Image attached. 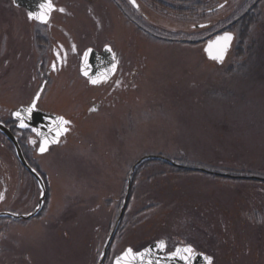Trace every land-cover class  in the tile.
<instances>
[{"label":"rangeland","instance_id":"rangeland-1","mask_svg":"<svg viewBox=\"0 0 264 264\" xmlns=\"http://www.w3.org/2000/svg\"><path fill=\"white\" fill-rule=\"evenodd\" d=\"M67 1L76 5L72 28L87 44L110 40L130 67L141 65L140 86L130 105L95 116L64 147L38 158L48 183L44 209L26 222L0 219V264H98L131 167L147 155L264 177V2L247 41L239 45L232 31V49L218 64L191 34L176 42L154 39L125 26L106 1L89 7L93 21L84 0ZM27 23L12 0H0V105L9 109L31 96L37 58L26 46ZM134 176L105 264L128 248L137 252L161 240L171 251L192 246L214 264H264V182L179 171L154 160ZM3 193L0 210L20 214L30 213L40 196L36 181L0 142Z\"/></svg>","mask_w":264,"mask_h":264},{"label":"flooded vegetation","instance_id":"flooded-vegetation-1","mask_svg":"<svg viewBox=\"0 0 264 264\" xmlns=\"http://www.w3.org/2000/svg\"><path fill=\"white\" fill-rule=\"evenodd\" d=\"M84 1L83 4L88 9L87 15L92 21L95 17L90 8L97 5L98 1L99 3L106 1L114 6L113 11H117L125 26L130 27L132 25L141 31L136 20L131 19V11L137 13L140 17L139 19H146L140 0H135L137 7L130 0ZM49 2L52 3L53 10L47 23L29 20L27 12L18 8V10L24 12L30 29L28 34L27 31L24 32V35H27L30 40L29 44L27 43L28 45H26L30 51L29 55L31 57L34 55L37 58L36 67L33 68L32 75H30V85L28 84V92L31 93V96L27 103H21L16 107H10V109L0 105V122L16 137L25 160L44 177V180L47 178L38 170L39 166L36 162L38 158L49 154L55 147H64L69 140L76 136V129L84 125V123L90 122V119L95 116L104 114L105 111L108 112L118 106L125 107L130 105L131 96L136 94L139 89V79L142 74L140 71L142 70L141 65L139 67L137 65L131 66V68L130 63L124 61L126 58L119 55L110 40L101 43V45L87 44V36L84 34L80 36L79 32L72 28L76 15L71 12V8L76 6L75 4L67 0H49ZM262 2L263 0H254L252 3L253 5L256 3V6H258ZM227 28V25L206 27L203 30L209 31L204 32L205 36H203L201 41L207 44L216 35L227 33ZM187 30L189 31L190 29ZM83 41H86V43ZM106 46H110L112 49V52L109 53L110 56L105 55V57L93 58L95 60L89 66L90 71L86 66L88 76H85L83 74L84 53L88 50H95L99 54H104ZM57 54H59V58ZM53 65H55V70H53ZM102 74H107L106 79ZM97 77H100L102 82L93 85L90 80ZM72 91L76 94L70 98ZM36 96H39V100L36 102L37 110L51 114V116H63V118L71 122L68 125V132L63 136L60 143L52 146L44 154L39 152L40 139L31 129H21L19 121L14 116V113L19 111L21 107H30ZM58 107L62 109L58 110ZM8 139L0 130L1 144L6 146L12 159H15L18 165L27 173L28 171L25 170L18 159L14 144ZM32 141H35V143H32ZM46 186L48 189L47 180ZM5 189L7 190L8 187H5ZM4 199L3 193L0 195V207ZM167 246L166 243V253H170L177 248L176 246L171 251Z\"/></svg>","mask_w":264,"mask_h":264},{"label":"water","instance_id":"water-1","mask_svg":"<svg viewBox=\"0 0 264 264\" xmlns=\"http://www.w3.org/2000/svg\"><path fill=\"white\" fill-rule=\"evenodd\" d=\"M12 2H13V0H12ZM48 2H49V0H15V3L13 2L12 4L15 7L24 9L25 12H27L26 14L29 16V13H33V14L40 13L41 12V7L40 6L42 4H46ZM132 4L137 7L136 1L134 3H132ZM224 6H225V3L221 4L220 6L216 7L215 9L211 10V12H215L217 10H220ZM52 10H53V8H52ZM249 10H251V9H249ZM51 11L49 12V15H50ZM49 15H48V18H49ZM208 25L209 24L198 25L197 28L207 27ZM226 34H230L232 36V41L230 42V45H229V47H228V49H227V51H226V53L224 55V58H223L222 62H224L226 60L227 55H228L230 49L232 48V44H233L234 39H235V35L233 33H226ZM223 35H225V34H223ZM219 36H222V35H219ZM219 36H217V37H219ZM217 37H215L214 39L208 41L207 45L204 48V52L206 54V57L208 59L212 60V61H216V60H213L210 57L207 49H208V45L210 43H212L214 40H216ZM105 55L110 56L108 51H104V54H99L98 52H95V50H91V52L89 54L87 65H85V63L83 62L84 63V72L86 71V66L89 69V66H90L91 62L93 60H95L93 58L105 57ZM216 62L219 63V64H222V62H218V61H216ZM89 71H90V69H89ZM36 102H37V100H36ZM24 109H26V107H21V109L19 111L23 112ZM58 117H60V116H57V115H52L51 116V114H46V113H43V112H41V111L36 109V111L32 114L31 119L26 120V123L28 124V128L29 129L32 130L34 128H39V129H41L44 132L45 135L49 136V139H51V136L48 133V127L50 125V121L51 120H55ZM0 130H1V132L3 134H5L9 138L8 140L12 141V143L15 146V150L17 152V156H18V159H19L20 163L24 166L25 170H27L33 176V179L36 180V182L38 183V186L40 188V190H39L40 191V198L38 200L39 202H38V205H37V207L35 208L34 211H32L29 214H18V213H13V212H9V211H3V212H0V219H2V218H10V219L16 220V221L31 220V219L37 217L38 215H40V213L42 212V210L44 208L45 200L47 198L46 182H45L44 178L42 177V175L37 170H35L32 166H30L28 164V162L25 160V157H24V155L22 153V150H20L21 147H20L16 137H14L10 133V131L5 127V125L3 123H1V122H0ZM65 135H63V136H65ZM63 136L60 137L59 143H60L61 139L63 138ZM38 138L40 139V137H38ZM59 143L50 144L48 149H47V151L44 152V153H47L52 146L58 145ZM152 160L168 164L170 166L178 168L179 170L182 169V170H186V171H196V172H201V173H205V174L212 175V176H219L221 178H230V179H234V180H242V181L243 180H254V181L264 182V177L258 176V175H248V174H245V175H232V174L227 173V172H217V171L210 170V169H207V168L201 167V166L185 165V164L176 162L173 159H170V158H167V157H163V156H158V155H147L145 157H142L141 159L138 160V162L133 164V166L131 167V170H130L129 175L127 177V184H126L125 194L123 196L124 197L123 205H122L121 211L119 213V216H118V218H117V220L115 222V225L112 228V231H111L109 239H108V241L106 243V246L103 249L104 251H103L102 259H101L99 264H104V262H105L104 260L106 259L107 255H108V251H109V249H110V247L112 245V242L114 240L113 238L115 237V235H116V233L118 231L117 228L120 227V224H121L122 219H123L122 217H124V214L126 212V208L128 206V203H129V199H130L129 196H131L134 175L136 174L137 169L140 166H142V164H145V163H147L149 161H152ZM163 242L165 243V241H163ZM158 243L159 242L153 243V244L149 245L148 247H146L145 249H143V250H141L139 252H142V251H144L146 249H152L153 250V255H152L151 258H152L153 261L160 260V264H182V262L179 261V260L169 261L167 259H164L165 257L168 256V254H166V250L164 252H159L157 250L156 246H157ZM178 247H185V246H178ZM204 257H208V256H205L202 253H197V258L194 260L193 264H207V262L205 261ZM208 258L211 259L212 264H213V258H211V257H208ZM116 259H114V260L116 261ZM115 261H114V264H115Z\"/></svg>","mask_w":264,"mask_h":264},{"label":"trees","instance_id":"trees-1","mask_svg":"<svg viewBox=\"0 0 264 264\" xmlns=\"http://www.w3.org/2000/svg\"><path fill=\"white\" fill-rule=\"evenodd\" d=\"M254 0H140L141 8L146 14V19L141 20L137 13L131 11V19L136 20L140 30L146 34L169 40L178 41L184 32L195 36V40L205 36L203 33L209 30L197 31L194 29L195 22H206L212 18L213 14L209 11L220 4L227 2L223 11L227 14L213 20L214 26H228L226 30L235 31L239 39V45L245 43L249 37L252 26L257 20L256 10L259 5L255 6L252 12L246 13L249 7L253 5ZM264 2V0H263ZM158 11L162 16L160 20L152 17V12ZM168 16L172 19L167 20ZM243 16V17H242ZM242 17V18H241ZM157 19V20H156ZM192 20V23L183 25L184 21ZM234 23V24H233ZM195 25V24H194ZM159 27H161L160 30ZM187 29H190L189 31ZM199 37V38H198ZM182 171V170H181ZM232 173V172H231Z\"/></svg>","mask_w":264,"mask_h":264},{"label":"snow or ice","instance_id":"snow-or-ice-1","mask_svg":"<svg viewBox=\"0 0 264 264\" xmlns=\"http://www.w3.org/2000/svg\"><path fill=\"white\" fill-rule=\"evenodd\" d=\"M15 3V0H13ZM132 3L135 2V0H131ZM41 12L38 14L29 13L28 19L29 20H35L39 21L41 23H47L48 22V15L49 12L52 10L53 6L50 2L46 4H42L41 6ZM61 11H63L61 9ZM232 41V36L230 34H225L222 36L217 37L216 40H214L212 43L208 45V53L210 57L213 60H216L218 62H222L224 55L230 45V42ZM106 51L109 53L112 52V49L110 46H106ZM91 50H88L84 53V63L87 65L89 54ZM215 53V54H214ZM59 58V54H57ZM53 70H55V65H53ZM114 71V69H113ZM85 76H88V73L85 71L83 73ZM105 76V79L107 77V74H102ZM90 82L93 85H96L97 83L102 82L100 77H97L96 79H91ZM36 100H39V96L36 97V99L32 102L31 106L24 109L23 112L17 111L14 113L15 118L17 121H19V127L21 129L28 128V124L26 123V120L31 119L32 114L36 111L37 104ZM71 122L64 119L63 117H58L55 120L50 121V125L48 127V133L51 136V139H49L48 135H45L44 132L39 128H34L32 131L36 134L37 137H40V146L39 151L41 154L47 151L50 144L59 143L60 137L65 135L68 131V125ZM32 143H35V141H32ZM157 250L159 252H164L166 250V244L161 241L156 246ZM153 250L152 249H146L142 252H134L131 248L124 251V253L119 256L115 264H160V260L153 261L152 260ZM197 258V253L191 246H185V247H178L175 249V251L168 254L167 257L164 259H167L169 261H176L179 260L182 262V264H193L194 260ZM207 264H212V261L208 257H204Z\"/></svg>","mask_w":264,"mask_h":264}]
</instances>
